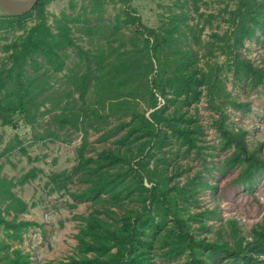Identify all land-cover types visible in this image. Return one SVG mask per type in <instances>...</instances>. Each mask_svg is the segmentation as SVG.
Instances as JSON below:
<instances>
[{
    "label": "trees",
    "instance_id": "16d2710c",
    "mask_svg": "<svg viewBox=\"0 0 264 264\" xmlns=\"http://www.w3.org/2000/svg\"><path fill=\"white\" fill-rule=\"evenodd\" d=\"M48 1L37 0L23 14L5 12V18L0 21L21 30L12 41L3 45L6 55L0 66L1 122L15 125L7 115L9 110L28 115L30 105H34L37 98L34 91L40 87L38 81H42L37 66L43 67L44 72H58L69 57L68 49H72L79 57L76 65L85 57L87 67L67 76L66 82L73 88L66 92L72 97L73 92H78L81 103L75 108L68 99L62 104L51 102L47 111L58 106L60 110L53 116L58 127L67 125L77 129L79 122L82 124L85 119L99 116L101 107L105 117L122 113L123 119L117 128L123 130L115 138L116 146L101 148L92 155L84 152L86 131H83L82 142L75 149V165L69 171L54 172L49 176L60 186L70 173L78 174L84 184L69 192L78 200L106 194V200L118 206H124L126 199L128 205L136 203L135 206L125 205L118 216L106 208L102 212L94 209L83 215L82 225L75 234L74 255L57 264H155L153 236L160 229L165 247L162 252L165 256L161 258L184 254L187 264H210L214 256H220V251H224L229 256L220 257L223 264H264V217L251 227L248 236L240 234L234 220L227 219L232 244L227 240L211 241L205 236H194L191 221H198L199 227L209 230L206 219L216 215V210L209 207L189 212L190 202L197 203L200 189H217V183L210 184L205 178V173H210L209 166L202 162V168L187 175L182 183L178 179L171 182L172 177L182 172V165L177 162L180 157L193 150L194 156L206 161L205 156L211 153L205 151L207 146L202 142L205 132L200 120L188 111L190 104L201 96H205L213 110L212 125L218 133L217 145L224 152L213 167L216 166L220 173L235 170L236 176L231 182L248 188L253 186L257 176L264 175L262 141L253 138L248 142V130L229 126L227 121L226 106L245 113L249 111V104L229 94L220 75L225 67L231 71L234 84H244L250 89L264 88V67L239 51L246 40L257 41L264 34V0H232L231 25L221 36L222 41L214 46L226 55L220 64L210 60L201 62L198 54L201 46L197 45L196 49L192 45L196 40L201 43L196 33L199 26L197 20L192 22L194 17L189 16L186 7L193 9L192 2L196 0H177V11L170 12L152 27L141 21L129 0H112L122 6L112 17V39L105 42L101 38L103 42H94L93 50L83 49L73 33L78 27L93 29L92 17L63 14L48 22L45 12ZM28 15H33V22L26 26ZM79 18L85 22L84 26H78ZM122 26L132 28L127 46H123L121 37L115 36V31ZM118 40L116 45L111 43ZM213 45L212 42L206 45L207 52L211 53ZM122 88L132 98L143 100L146 109L121 99ZM89 90L91 98L87 102ZM165 145L169 146L168 154ZM153 148L162 152L161 168L146 164V157L155 155ZM20 150L24 151V147ZM168 163L174 164L170 172ZM13 187L11 178L0 175V225L9 239L20 241L21 231L33 221L17 218V214L26 209V202L16 195ZM9 211L13 215L6 218L4 212L8 214ZM28 262L29 257L21 248L14 247L3 255L2 264Z\"/></svg>",
    "mask_w": 264,
    "mask_h": 264
},
{
    "label": "rangeland",
    "instance_id": "374dc122",
    "mask_svg": "<svg viewBox=\"0 0 264 264\" xmlns=\"http://www.w3.org/2000/svg\"><path fill=\"white\" fill-rule=\"evenodd\" d=\"M175 2L177 0H129L141 21L151 27L157 26L163 18L168 17L170 12L177 11ZM192 6L193 9L190 10V7H186V11L190 17H194L192 22L197 20L199 27L196 33L201 40V43L196 40V43L192 42V45L196 49L197 45L201 46L198 50L201 62L210 60L211 63H222L226 55L214 46L222 41L221 36L231 25L230 16L232 13L230 12L234 8V1L196 0L192 2ZM91 8L94 10L91 11ZM121 8L120 4L112 0H49L45 5V12L48 22L63 14L65 16L86 15L92 17L93 29L78 27L79 29H74L73 33L83 49L89 47L93 50L94 42L98 40L103 42L101 38L105 42L106 39H112V32H114L111 25L112 17ZM4 15L5 12L0 8V21L5 18ZM96 15L99 18H96ZM32 22L33 15L25 17L26 26ZM77 24L84 26L85 22L79 18ZM131 31L130 26H122L115 31V36L118 35L122 38L123 46L129 45ZM19 32L21 30H18L16 26H5V23L0 22V66L6 55L3 45L12 41ZM258 33L260 34L259 31ZM212 34H216V36ZM119 41H111V43L116 45ZM210 42L214 44L211 53L207 52L206 48ZM137 44L139 45V42ZM239 49L253 62L264 67V34H261L257 41L246 40L245 45ZM68 53L69 57L58 72H44L43 67L38 68L39 66H37V72L42 74V81H38L40 87L34 91L37 98L33 101L34 105H30L27 116L18 111L9 110L7 115L11 120L13 119L14 126H11L10 123L3 124L0 118V164H2L0 175L13 180L14 192L26 202V209L22 213H18L17 218L33 221L28 225V228L24 229L25 231H21L22 239L20 241L9 239L0 225V264L3 263V255L9 253L14 247L21 248V251L29 257L28 264H57L59 260L74 255L77 242L75 234L82 225L83 215L94 209H99L102 212L106 208L118 216V212L128 205L126 199L124 206H118L112 201L106 200L108 197L106 194H101L94 199H75L69 192L84 184L81 178L78 179V174L70 173L68 178L63 179L64 182L60 186L56 185L57 180L52 181L49 176L54 172L69 171L75 165V149L82 142L83 131H86L84 152L92 155L101 148L116 146L115 138L123 130L117 128L123 119L122 113L105 117V111L101 107L99 116L90 117L89 120L85 119L82 124L79 122L77 129L66 127L67 125L62 128L58 127L53 116L59 112V107H53L48 111L47 107L51 106V102L58 101L59 104H62L65 99H68L73 102V106L76 108L81 100L78 97V92H73V97L68 95L69 93L66 91L73 88V85L68 84L66 79L70 73L83 71L87 67L84 65L85 57L82 58L79 65H76L79 57L72 49H68ZM30 69L33 71V68L30 67ZM220 75L226 91L234 95L238 101H247L249 104V111L245 113L242 110H232L226 106L229 126L245 127L248 130L247 141L251 142L253 138L262 141L261 151L264 153V88L250 89L243 83V86L234 84L231 71L225 67L220 71ZM121 90V99L128 100L131 105L142 110L146 109V103L143 100L132 98L125 89ZM87 94V102H89L90 90L87 91ZM53 97L54 100L50 101ZM188 111L189 115H196L200 120L205 132L202 134V142L207 146L205 151L211 153L205 156L206 161H201L199 157L194 156L193 150L190 154L180 157L177 162L182 165V172L180 175L172 177L171 182L178 179L182 183L187 175L202 168V162L209 166L210 173H205V178L210 184L217 183V189L215 191L210 187L200 189L196 197L197 203L190 202L189 212L209 207L216 210V215L206 219L209 230L199 227L198 221L190 222L191 230L195 237L205 236L208 240L221 242L227 240L229 244H232L228 236L230 228L226 222L227 219L234 220L240 234L244 236H248L251 227L263 220L264 175L257 176L253 186L248 188L243 184L231 182L236 176L235 170L220 173L216 166L213 167V164H217L224 153L217 145L218 133L212 125L213 110L207 104L205 96H201L198 101L190 104ZM22 146L24 151L20 150ZM170 146L172 147V145ZM151 150L155 151V155L146 157L147 166L156 165L161 168L163 166L162 152L154 148ZM164 150L168 154L169 146L165 145ZM167 165L170 172V168L174 164L168 163ZM30 172H32L31 175ZM25 175L26 177H24ZM130 205L135 206L136 203H131L128 206ZM4 214L6 218H11L13 212L9 211L8 214L4 212ZM162 232L160 229L153 236L152 252L155 264H187V257L184 254L173 258L160 257L165 256L162 253L165 247L162 246L160 237ZM220 253L224 256H214L215 258L210 264H223L220 257L224 258L229 255L224 251H220Z\"/></svg>",
    "mask_w": 264,
    "mask_h": 264
},
{
    "label": "water",
    "instance_id": "95a60500",
    "mask_svg": "<svg viewBox=\"0 0 264 264\" xmlns=\"http://www.w3.org/2000/svg\"><path fill=\"white\" fill-rule=\"evenodd\" d=\"M37 0H0V8L10 14L19 15L30 10Z\"/></svg>",
    "mask_w": 264,
    "mask_h": 264
}]
</instances>
